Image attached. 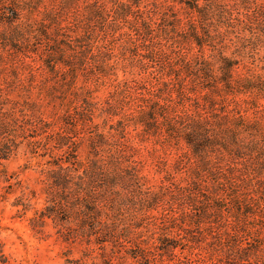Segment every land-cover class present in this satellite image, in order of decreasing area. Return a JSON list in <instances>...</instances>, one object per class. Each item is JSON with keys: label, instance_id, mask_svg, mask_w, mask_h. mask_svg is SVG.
<instances>
[{"label": "trees", "instance_id": "1", "mask_svg": "<svg viewBox=\"0 0 264 264\" xmlns=\"http://www.w3.org/2000/svg\"><path fill=\"white\" fill-rule=\"evenodd\" d=\"M19 158L12 206L76 264H264V0H0Z\"/></svg>", "mask_w": 264, "mask_h": 264}, {"label": "rangeland", "instance_id": "2", "mask_svg": "<svg viewBox=\"0 0 264 264\" xmlns=\"http://www.w3.org/2000/svg\"><path fill=\"white\" fill-rule=\"evenodd\" d=\"M104 95L99 94L101 98ZM167 154L171 161L174 154L170 151ZM143 155L146 170H153L159 154L153 152L152 144L144 145ZM25 164L26 160L19 158L0 170V264H76L81 258L80 248L58 241L52 226L45 228L44 235H36L28 222L32 212L20 216L18 209L12 206L22 193L16 187L9 189L11 184L22 181L25 187H36L38 175L33 170L23 173ZM41 202L35 206L42 207Z\"/></svg>", "mask_w": 264, "mask_h": 264}]
</instances>
